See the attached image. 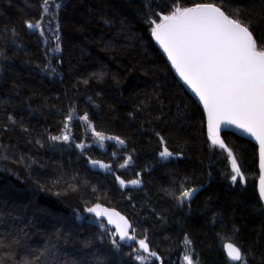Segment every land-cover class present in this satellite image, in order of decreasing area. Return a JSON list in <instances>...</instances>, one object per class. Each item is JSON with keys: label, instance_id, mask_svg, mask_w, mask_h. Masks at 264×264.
Instances as JSON below:
<instances>
[{"label": "trees", "instance_id": "trees-1", "mask_svg": "<svg viewBox=\"0 0 264 264\" xmlns=\"http://www.w3.org/2000/svg\"><path fill=\"white\" fill-rule=\"evenodd\" d=\"M204 4L264 50V0H0V264H240L226 242L264 264L257 146L230 132L227 150L212 145L151 38L175 8ZM95 205L156 255L139 262L134 244L79 218Z\"/></svg>", "mask_w": 264, "mask_h": 264}, {"label": "snow or ice", "instance_id": "snow-or-ice-1", "mask_svg": "<svg viewBox=\"0 0 264 264\" xmlns=\"http://www.w3.org/2000/svg\"><path fill=\"white\" fill-rule=\"evenodd\" d=\"M27 27L33 29L39 25L29 23ZM151 35L168 54L184 82L203 102L208 113V136L212 145L227 150L220 138L221 124L234 125L259 142L261 169L264 171V50H258L249 27L230 18L220 7L204 4L195 8H175L171 15L163 16L161 23H155ZM96 135L100 136L99 133ZM63 139L67 141L69 137L65 135ZM171 155L167 148L160 152L162 158ZM228 157L234 173L232 181L235 183L238 178L243 181V174L230 150ZM132 183L138 184L139 181ZM260 184V196L264 198V175ZM191 195V191H184L182 200ZM100 208L96 205L88 211L101 217L107 210L98 211ZM120 219L124 220L123 217ZM124 224L125 227L119 230V240H135L134 235H129L127 221ZM138 243L140 249L149 252L146 240L141 239ZM224 247L231 262L244 264L240 248L233 243ZM55 255L52 252L53 259ZM136 259L144 260L145 257L137 256ZM185 260L192 264L190 257L185 256ZM25 264L29 262L25 261Z\"/></svg>", "mask_w": 264, "mask_h": 264}, {"label": "rangeland", "instance_id": "rangeland-1", "mask_svg": "<svg viewBox=\"0 0 264 264\" xmlns=\"http://www.w3.org/2000/svg\"><path fill=\"white\" fill-rule=\"evenodd\" d=\"M39 29L42 30V27H39ZM104 140L107 141L108 139L99 138V141L101 143H103ZM233 174L234 173L232 172V175ZM238 180H239V178H238ZM131 184L132 183H123V184H121V182H120V185L123 186V187L127 186V185H131ZM95 206H92L90 208H93ZM88 209L89 208H86V209L82 210L80 213H78L79 218H87V219L92 220L93 222H97V223L101 222L105 227H107L109 229L111 238L116 241L115 244L117 246H121V245L122 246H126V245L134 244L133 251H134L135 259H136L137 256L145 257L144 260L136 259L137 261L147 263V262H149L152 259V256L150 255V252H144L143 249H140L139 243H138L139 240H125V241H120L119 240V230L125 227L124 221H127L121 214L101 206V208L98 209V211L103 212V210H107V212L104 213V215H102L101 217H97L94 213H90L88 211ZM120 217H123L124 220H121ZM109 219L111 220V223H109ZM127 224L129 225L128 221H127ZM127 230L129 232V235H131L130 227ZM185 256L190 257L189 254H184V256L181 258V261H180L179 264H187V261L185 260ZM192 264H195V262L192 261Z\"/></svg>", "mask_w": 264, "mask_h": 264}, {"label": "water", "instance_id": "water-1", "mask_svg": "<svg viewBox=\"0 0 264 264\" xmlns=\"http://www.w3.org/2000/svg\"><path fill=\"white\" fill-rule=\"evenodd\" d=\"M198 6V5H197ZM197 6H193L191 8H195ZM152 41L154 43V45L156 46V48L159 50V52L161 53L162 57L164 58V60L166 61L167 65L169 66L170 70L172 71L173 75L175 76V78L178 80V82L182 85V87L185 89V91L190 95V97L197 103V105L200 107L204 118H205V123H206V129H207V133H208V113L206 111V109L204 108L203 102L199 99V97L193 92V90L191 89V87L189 85H187L184 80L182 79V77L179 75V73L177 72L176 68L173 66L171 60L168 58V54L164 51L163 47H161L160 43L151 35ZM223 132H230L233 133L234 135L244 138L248 141H251L252 143H254L257 146V156H258V179H257V193L258 196L260 198V201L262 203V206L264 208V198H261L260 196V181H261V176L264 175V171H262L261 169V160H260V146H259V142L255 139V137L250 136L249 134L243 132L241 129L235 127L234 125H227V124H221V131H220V135ZM228 243L231 242H226L224 243V246L227 245ZM223 246L224 248V252L226 255V258L229 262H231L229 260V258L227 257V253H226V248ZM236 246V245H235ZM237 247V246H236ZM231 263H237V262H231Z\"/></svg>", "mask_w": 264, "mask_h": 264}]
</instances>
